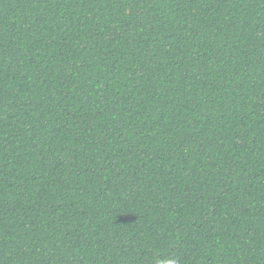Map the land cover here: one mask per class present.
Instances as JSON below:
<instances>
[{
  "label": "trees",
  "instance_id": "obj_1",
  "mask_svg": "<svg viewBox=\"0 0 264 264\" xmlns=\"http://www.w3.org/2000/svg\"><path fill=\"white\" fill-rule=\"evenodd\" d=\"M264 264V0H0V264Z\"/></svg>",
  "mask_w": 264,
  "mask_h": 264
},
{
  "label": "clouds",
  "instance_id": "obj_2",
  "mask_svg": "<svg viewBox=\"0 0 264 264\" xmlns=\"http://www.w3.org/2000/svg\"><path fill=\"white\" fill-rule=\"evenodd\" d=\"M158 264H176V261H175L174 258H169V259H166L163 262H158Z\"/></svg>",
  "mask_w": 264,
  "mask_h": 264
}]
</instances>
